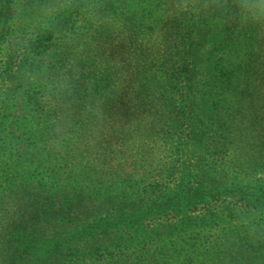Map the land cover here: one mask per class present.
<instances>
[{
  "label": "rangeland",
  "instance_id": "1",
  "mask_svg": "<svg viewBox=\"0 0 264 264\" xmlns=\"http://www.w3.org/2000/svg\"><path fill=\"white\" fill-rule=\"evenodd\" d=\"M104 1L105 22L77 9L32 42L78 71L66 111L16 82L13 55L0 65V83L16 82L0 93V264H264L237 215L238 190L264 188V34L181 18L171 0ZM33 3L0 0V43L25 32ZM185 177L234 197L151 211L157 238L115 229L96 254L79 242L99 218L143 219Z\"/></svg>",
  "mask_w": 264,
  "mask_h": 264
},
{
  "label": "clouds",
  "instance_id": "2",
  "mask_svg": "<svg viewBox=\"0 0 264 264\" xmlns=\"http://www.w3.org/2000/svg\"><path fill=\"white\" fill-rule=\"evenodd\" d=\"M100 6L96 0H34L32 22L25 32L12 34L0 43V65L7 63L8 57L13 55L16 82L25 89L40 91L44 102L53 109L62 107L66 111V98L71 93L73 81L79 78L78 71L73 68L69 75L68 67H55L48 50L33 52L31 45L37 35L53 31L65 14L77 9L92 13L100 23L105 22L95 16V10ZM171 8L181 18L206 20L215 29L236 24L264 34V0H171ZM109 18L105 17V20ZM16 82L4 79L0 83V93L7 92ZM104 99L94 106L100 120L106 115ZM237 215L238 223L250 238L264 239V206L249 209L241 202Z\"/></svg>",
  "mask_w": 264,
  "mask_h": 264
},
{
  "label": "trees",
  "instance_id": "3",
  "mask_svg": "<svg viewBox=\"0 0 264 264\" xmlns=\"http://www.w3.org/2000/svg\"><path fill=\"white\" fill-rule=\"evenodd\" d=\"M105 5L108 6V0L104 1ZM104 4L102 6L105 7ZM103 7V8H104ZM187 177V176H186ZM183 179L184 182L182 184H179L176 186V189L174 190V194L167 199L163 198L158 203L151 204L146 203L141 209L143 211H146V213L143 215V219L141 218H131V219H125L123 223H120V220H123L122 218L118 219H111V216L103 219L99 218L95 221H93L90 225H87L88 228L83 230L78 237H82L79 239L80 243H87L91 242V247L94 248V245L101 243V245L94 251V254L99 252L100 250H103V247L108 245H115L116 242H118L121 237L117 233H115L114 236H112L113 231L116 229H120L123 232L129 231L133 232L134 234H139L142 236L144 233H147L149 237L157 238L158 233L156 230L153 229V226L149 225L147 226L145 222H148V224H152L153 217L156 216V214L151 215V211H160L161 213L166 212H176V214H180L182 210L191 208L194 209L197 205L200 204H207L215 201L216 199L223 197V199L232 198L234 195H229L227 193L226 189H224L221 186H215V185H207L208 188H204L202 186H199V188L194 189L193 191L189 188H187V184L185 183V179ZM240 197V200L249 208H256L259 206H264V188L263 187H242L240 190H238ZM252 200V201H251ZM236 205L233 204L232 208ZM240 205H238L239 208ZM222 212H226L228 210H232L233 212L237 209H220ZM225 210V211H224ZM216 218V217H215ZM213 218L212 213L209 215V219H215ZM152 219V220H151ZM111 222V223H110ZM113 224V225H111ZM195 221L188 218L186 221L183 222L184 227H191L195 226ZM161 228L165 232H167L170 227L167 226H161ZM162 230V231H163ZM84 236V237H83ZM94 244V245H92ZM117 244V243H116ZM78 252L82 255H80L81 258H84L85 251H79ZM91 251H88V254H90ZM56 259H59L58 256H56Z\"/></svg>",
  "mask_w": 264,
  "mask_h": 264
}]
</instances>
